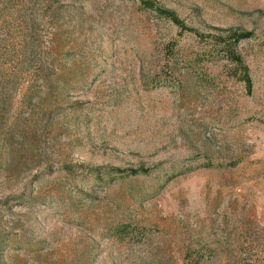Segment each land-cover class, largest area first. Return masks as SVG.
<instances>
[{"label": "rangeland", "instance_id": "374dc122", "mask_svg": "<svg viewBox=\"0 0 264 264\" xmlns=\"http://www.w3.org/2000/svg\"><path fill=\"white\" fill-rule=\"evenodd\" d=\"M150 1L0 0V264H264V0Z\"/></svg>", "mask_w": 264, "mask_h": 264}, {"label": "trees", "instance_id": "16d2710c", "mask_svg": "<svg viewBox=\"0 0 264 264\" xmlns=\"http://www.w3.org/2000/svg\"><path fill=\"white\" fill-rule=\"evenodd\" d=\"M142 3L145 7L147 8H155V5L153 3V1L150 0H142ZM158 10L160 11L161 9L158 8ZM228 32L231 34L229 35V41L227 43V45L225 46L229 55H233V57H235V59L242 64L240 58L238 57V54L235 51L234 46L232 45V43H237L238 39L242 38V37H246L248 35H251V32H247L245 30H241L239 31L238 29L235 28H229ZM219 38H224L223 35H217ZM233 41V42H231ZM241 67L243 68V72L241 73L243 79H245L246 83L248 86H251V78L249 76V73L247 71V67L245 65H241ZM113 169H115L114 171H116V173H138L141 169L143 168H133V167H129V168H122V167H113Z\"/></svg>", "mask_w": 264, "mask_h": 264}]
</instances>
